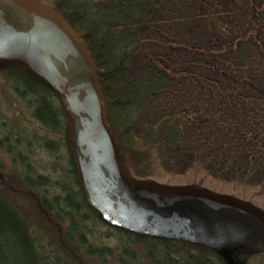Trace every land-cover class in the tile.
Masks as SVG:
<instances>
[{
  "label": "trees",
  "instance_id": "16d2710c",
  "mask_svg": "<svg viewBox=\"0 0 264 264\" xmlns=\"http://www.w3.org/2000/svg\"><path fill=\"white\" fill-rule=\"evenodd\" d=\"M39 1L68 22L90 53L130 177L155 160L166 171L188 172V186L240 197L248 189V201L264 208V0ZM0 72L23 88L16 87L17 96L37 88L52 93L24 66L1 62ZM59 104L56 109L42 98L33 117L47 128H57L62 117L66 133L68 120ZM9 138H0V150L16 157L20 183L38 197L42 212L68 224V243L86 214L107 225L80 189L82 200L75 199L74 214L71 196L62 202L44 198L48 178L34 176L29 151ZM73 175L78 186L74 168ZM7 191L0 181V264H69L53 248L54 237L27 211L28 200ZM113 229L143 244L150 264L157 263L156 244L167 243ZM179 243L226 264L207 248ZM88 253L98 259L110 256L105 248Z\"/></svg>",
  "mask_w": 264,
  "mask_h": 264
},
{
  "label": "water",
  "instance_id": "95a60500",
  "mask_svg": "<svg viewBox=\"0 0 264 264\" xmlns=\"http://www.w3.org/2000/svg\"><path fill=\"white\" fill-rule=\"evenodd\" d=\"M37 73L68 117L77 183L99 218L140 236L206 247L226 264L264 252V212L192 186L133 180L123 163L90 53L68 22L39 0H0V63Z\"/></svg>",
  "mask_w": 264,
  "mask_h": 264
},
{
  "label": "rangeland",
  "instance_id": "374dc122",
  "mask_svg": "<svg viewBox=\"0 0 264 264\" xmlns=\"http://www.w3.org/2000/svg\"><path fill=\"white\" fill-rule=\"evenodd\" d=\"M6 76L5 73L0 72V138L8 136L11 141H21L18 143H22L25 150L29 151L27 154L28 162L34 176L42 175L48 178L46 183L49 185V190L43 193L44 198L50 200L54 197H60L58 202H62L63 198L71 196L69 211L74 214L75 199L78 201L82 199L73 175V168L75 167H73L71 152L66 145L67 138L65 140V137L68 129L66 133L63 131L64 122L62 117L57 128H47L33 117V109L38 106L40 99L44 98L50 101L52 107L56 109L60 108L58 107L60 105L59 101L53 93L43 88H37L36 92L28 93V95L24 93L26 94L24 98L17 96L15 89L20 85ZM19 89L22 90L23 88L20 86ZM15 159L14 155L12 156V154L0 150V173L7 177L2 176L5 185L8 187L7 192L12 198L18 197L28 200L27 211L44 225L46 232L54 237L53 248H57L60 253L64 254L65 260L69 264H150L143 244L138 242L133 244L130 241L131 239L125 238L123 234L112 227L97 222L96 219L84 213V210L81 211V214L83 212L82 215L86 214L88 218L82 219L81 226L73 235V241L68 243L66 239L68 224H59L54 221L51 215L42 212L39 203H37L38 197L35 196L34 198L29 191L22 187L18 178L21 168L15 163ZM70 159L73 165L70 164ZM189 176L188 172L174 173L166 171L164 168L157 166L154 160L151 167L147 164L145 167L139 168L138 174H134L131 178L136 181H144L149 178L148 182L177 187L188 186L184 183H186ZM3 180L0 179L1 183ZM170 180H173L171 182L174 183L171 184ZM257 191V189L254 190L256 193ZM242 194L241 197L233 193L222 195L253 204V206L264 212V208L258 206L255 202L248 201L250 199H247V194H252V191L245 189ZM262 200L264 202V198ZM80 234L82 238L80 237V241H78ZM166 241V244L157 243L154 248L156 264H191V261L197 264H219L214 256L212 257L206 252H199L181 245L180 241ZM50 246L52 247V244ZM103 248L108 251L110 256L98 259L95 254L89 255L88 253L90 250ZM132 252L135 254L134 258ZM236 258V264H264V253L236 256Z\"/></svg>",
  "mask_w": 264,
  "mask_h": 264
}]
</instances>
